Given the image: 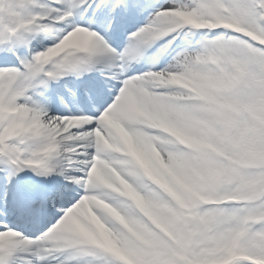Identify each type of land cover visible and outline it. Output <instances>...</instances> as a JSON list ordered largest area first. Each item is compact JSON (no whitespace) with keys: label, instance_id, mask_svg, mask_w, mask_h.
Here are the masks:
<instances>
[{"label":"snow or ice","instance_id":"obj_1","mask_svg":"<svg viewBox=\"0 0 264 264\" xmlns=\"http://www.w3.org/2000/svg\"><path fill=\"white\" fill-rule=\"evenodd\" d=\"M0 264H264V0H0Z\"/></svg>","mask_w":264,"mask_h":264}]
</instances>
